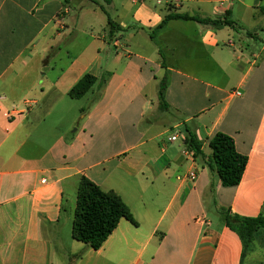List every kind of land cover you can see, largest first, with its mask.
Returning a JSON list of instances; mask_svg holds the SVG:
<instances>
[{"label":"crops","instance_id":"1","mask_svg":"<svg viewBox=\"0 0 264 264\" xmlns=\"http://www.w3.org/2000/svg\"><path fill=\"white\" fill-rule=\"evenodd\" d=\"M262 7L0 0V264H264V229L243 257L222 213L264 217ZM228 13L234 28H160L169 14ZM87 74L96 84L71 98ZM67 99H86L81 116ZM217 133L248 158L238 186L223 187L210 167ZM83 177L119 195L137 223L121 219L99 250L73 237Z\"/></svg>","mask_w":264,"mask_h":264},{"label":"trees","instance_id":"2","mask_svg":"<svg viewBox=\"0 0 264 264\" xmlns=\"http://www.w3.org/2000/svg\"><path fill=\"white\" fill-rule=\"evenodd\" d=\"M107 4L111 0H103ZM264 14V7L261 8ZM229 13L223 18H200L188 14H169L163 20L160 28L164 27L171 20L194 21L203 25H210L216 29L223 27L234 28L235 23L229 17ZM111 28L115 27L111 20H108ZM97 79L87 74L69 92V96L80 99L86 95L96 84ZM166 79L162 80L159 88L160 110L168 109L164 100ZM186 143L195 152V155H203L202 144L197 138L188 132ZM210 167L215 170L223 187L238 186L243 178L248 164V158L239 154L236 150L234 139L224 133H217L209 141ZM226 226L238 234L244 244V254L254 240L255 234L264 229V217L243 218L233 215L228 210H223ZM121 219H126L137 225L128 207L115 192H104L101 188L86 177H83L79 186L78 201L73 224V237L84 243L93 250H99L110 235L115 231Z\"/></svg>","mask_w":264,"mask_h":264},{"label":"rangeland","instance_id":"3","mask_svg":"<svg viewBox=\"0 0 264 264\" xmlns=\"http://www.w3.org/2000/svg\"><path fill=\"white\" fill-rule=\"evenodd\" d=\"M118 3H119V0H118ZM117 46H118V45H117ZM118 47H119V46H118ZM67 101H68L69 104L72 106V107H71V112H73V111H77L78 116H81V114H80V109L86 107V105H87V101H86V99H82V100H80V101H72V100H70V99H67ZM74 129H75V128H73V130H74Z\"/></svg>","mask_w":264,"mask_h":264},{"label":"built area","instance_id":"4","mask_svg":"<svg viewBox=\"0 0 264 264\" xmlns=\"http://www.w3.org/2000/svg\"><path fill=\"white\" fill-rule=\"evenodd\" d=\"M159 3H161V2H159ZM219 5H220V7H223V6H224V1H220ZM236 95H240V92H237ZM170 140H171V141H174V140H176V137L173 136ZM188 178H189L190 181H195V179H196V174H195V173H191V174L188 176Z\"/></svg>","mask_w":264,"mask_h":264}]
</instances>
